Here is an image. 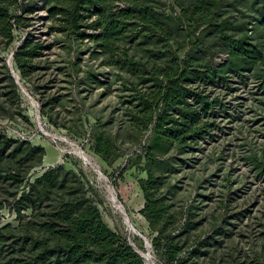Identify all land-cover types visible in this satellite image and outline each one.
<instances>
[{
    "label": "trees",
    "instance_id": "obj_1",
    "mask_svg": "<svg viewBox=\"0 0 264 264\" xmlns=\"http://www.w3.org/2000/svg\"><path fill=\"white\" fill-rule=\"evenodd\" d=\"M40 2L49 36L90 42L118 70V81L130 93L124 102L127 136L138 143L150 132L135 154L146 160L140 214L154 235L153 251L163 264H197L190 256L220 230L200 241L196 201L175 200L179 187L169 176L180 155L211 136L210 116L220 98L208 90L252 71L264 79V1L0 0V119L27 120L20 86L2 56L14 51L20 84L42 95L40 114L57 125L49 112L60 98L47 94L53 85L44 81L55 41L30 29V15ZM218 53L226 62H214ZM69 67L64 74L72 84ZM92 139L95 153L108 165L124 156L116 136L97 130ZM45 156L43 146L0 133V210L9 206L20 221L18 227L0 228V264H145L131 242L104 223L82 171L56 166L35 176ZM193 240L198 246L187 256Z\"/></svg>",
    "mask_w": 264,
    "mask_h": 264
},
{
    "label": "rangeland",
    "instance_id": "obj_2",
    "mask_svg": "<svg viewBox=\"0 0 264 264\" xmlns=\"http://www.w3.org/2000/svg\"><path fill=\"white\" fill-rule=\"evenodd\" d=\"M166 1L168 5L173 4V0ZM263 1L260 0V4ZM14 13H20L19 9ZM46 15L40 2L37 13L30 15V29L44 40L55 41L48 56L51 68L44 81L53 85L47 94L60 98L57 107L49 112L57 125L48 116L42 118V95L32 93L30 85L25 84L21 85V95L27 120L21 117L13 121L0 119V133L12 136L3 131L7 126L29 135L36 133L32 142L45 143L48 155L56 153L52 167L64 166L85 174L93 186L91 195L104 223L130 239L135 249L149 253L154 264H163L152 246L137 235L141 233L150 244L154 238L140 214L145 198L139 181L147 178L146 160L135 154H140L150 132L138 143L127 136L129 123L124 116L127 109L124 102L130 93L118 81V70L109 66L110 58L90 42L71 44L61 34L49 36L50 23L45 20ZM23 34V31L16 34L15 44L21 41ZM10 52L2 54L7 61ZM213 60L217 65L224 63L226 55L218 53ZM69 64L72 84L66 82L68 78L64 74ZM208 91L212 97L220 98L210 116L211 136L200 138L180 155V160L173 162L175 172L169 176L170 182L179 187L175 200L182 198L187 204L196 201L200 241L220 230L209 244L190 256V262L264 264V79L252 71L232 76L222 87ZM39 116L43 125L39 124ZM97 130L116 136L124 153L113 165L105 163L94 151L92 138ZM49 133L57 134L64 141L54 140ZM77 148L93 159V165L78 156ZM172 154L176 156L177 151L173 150ZM44 170L43 166L37 168L35 176ZM112 196L124 207L137 233L129 231ZM19 223L9 206L0 210V228L18 227ZM189 245L187 256L198 246L194 240Z\"/></svg>",
    "mask_w": 264,
    "mask_h": 264
},
{
    "label": "bare ground",
    "instance_id": "obj_3",
    "mask_svg": "<svg viewBox=\"0 0 264 264\" xmlns=\"http://www.w3.org/2000/svg\"><path fill=\"white\" fill-rule=\"evenodd\" d=\"M53 138H55V136L52 135ZM58 137L59 141H64L61 137ZM77 154L80 158H82L87 164L89 165H93V159H91L87 154H85L80 148H77ZM112 200L114 201L115 207L117 208V210L120 212L122 218L124 219V223L127 226V228L129 229L130 232L133 233H137V229L135 228V226L132 224L130 217L128 216V214L126 213L124 207L117 202L116 198L112 196ZM140 251V250H139ZM143 256L145 257L147 264H154L151 258V255L149 253L146 252H142L140 251Z\"/></svg>",
    "mask_w": 264,
    "mask_h": 264
},
{
    "label": "built area",
    "instance_id": "obj_4",
    "mask_svg": "<svg viewBox=\"0 0 264 264\" xmlns=\"http://www.w3.org/2000/svg\"><path fill=\"white\" fill-rule=\"evenodd\" d=\"M39 124L43 125V122H42V119L40 116H39ZM44 125L46 126L47 124L44 123ZM3 131H6L8 133H12V136H10V137H13V138L21 140V141H32L36 137V133H34L33 135H29V134L23 133L21 130L13 129V128L8 127V126L5 127V130H3ZM42 132H43V128H42ZM48 135L55 136V138H53V139L56 141H59L57 134H50L49 133Z\"/></svg>",
    "mask_w": 264,
    "mask_h": 264
},
{
    "label": "water",
    "instance_id": "obj_5",
    "mask_svg": "<svg viewBox=\"0 0 264 264\" xmlns=\"http://www.w3.org/2000/svg\"><path fill=\"white\" fill-rule=\"evenodd\" d=\"M13 55H14V51L11 53L10 59H9V61H8V65H9V67H10V70H11V73H12L14 79L16 80V82L18 83V85L20 86V89L23 90V89H22V86H21V84H20V82H19V79H20V78H19V75L17 74V72L14 70V67H13ZM80 148H81V147H80ZM105 178H107V177L105 176ZM111 189H112L113 194H114V189H113V187H111ZM137 235L140 236V237H142L147 245L151 246V244H150V242L147 240V238L143 237L141 233L138 232ZM128 240L130 241V239H128ZM131 245H132V243H131ZM132 246H133V245H132ZM135 251H136V253H137L138 255H140V256L144 259L145 264H147V261H146L145 257L143 256V254H142L138 249H135Z\"/></svg>",
    "mask_w": 264,
    "mask_h": 264
},
{
    "label": "crops",
    "instance_id": "obj_6",
    "mask_svg": "<svg viewBox=\"0 0 264 264\" xmlns=\"http://www.w3.org/2000/svg\"><path fill=\"white\" fill-rule=\"evenodd\" d=\"M35 145H40V146H43L45 148V151H46V156L44 158V163H43V167L44 169H48L49 167H52L54 166L53 165V162L56 160L55 157H56V153L55 155H48V151H47V145L45 143H35ZM50 148V147H49ZM53 156V157H52Z\"/></svg>",
    "mask_w": 264,
    "mask_h": 264
}]
</instances>
